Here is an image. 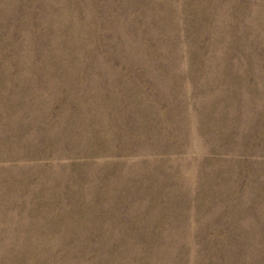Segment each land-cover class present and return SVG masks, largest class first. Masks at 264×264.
Here are the masks:
<instances>
[{
  "label": "rangeland",
  "instance_id": "rangeland-1",
  "mask_svg": "<svg viewBox=\"0 0 264 264\" xmlns=\"http://www.w3.org/2000/svg\"><path fill=\"white\" fill-rule=\"evenodd\" d=\"M0 264H264V0H0Z\"/></svg>",
  "mask_w": 264,
  "mask_h": 264
}]
</instances>
